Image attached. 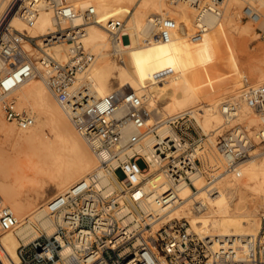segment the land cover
I'll use <instances>...</instances> for the list:
<instances>
[{
    "label": "bare ground",
    "instance_id": "1",
    "mask_svg": "<svg viewBox=\"0 0 264 264\" xmlns=\"http://www.w3.org/2000/svg\"><path fill=\"white\" fill-rule=\"evenodd\" d=\"M73 2L81 10L93 6L96 11L95 19L86 24L83 36L95 59L90 68L79 74L77 84L91 83L95 97H101L113 90L116 79H119L116 89L128 88L136 92L150 111L148 121L156 123L157 133L161 136L171 131L169 123L179 117L190 121L200 135H205L202 144L197 147L202 169V173L195 177L198 191L193 193L188 184L180 186L179 194L183 201L168 217H185L189 227L197 234L210 236L213 250L228 251L225 257L232 261L245 260L249 239L258 233L261 226L259 213L263 208L262 215L264 210V150L255 149L243 158L238 167L239 173L227 171V159L216 146V136L225 121L223 97L234 90H238L233 96L239 104V120L245 122L253 136L259 127L260 116L247 105L243 94L264 80V48L248 49V38L255 26L239 22L242 21L243 8L249 5L260 14L259 25H264V0H258L257 8L254 0H223L217 10L206 11L201 16L185 0ZM156 15H160L161 21L165 19L166 23H155ZM173 15H177L178 21H174ZM110 18H122L125 23L128 20V30L126 24L124 28L126 37L118 44L112 41L111 33L106 29ZM81 19L79 15L76 21ZM229 19H236L237 23L229 22L227 25L226 20ZM61 22L67 23L66 20ZM14 23L19 28L25 26L21 18H15ZM199 26L202 27L201 32H197ZM229 26L232 28L230 31ZM54 27L52 11L43 7L29 31L45 32ZM151 30L159 36H167L172 31L176 35L164 39L163 44L158 37H147ZM221 41L231 45V60L239 62L232 71L212 69L214 75L209 77L208 67L197 69L190 63L196 58L193 57L194 52L207 48L220 49ZM25 46L29 47L28 44ZM69 47L59 43L50 46L49 51L56 58L65 59ZM111 47L121 52L119 64L110 56ZM6 66L10 64L0 61L1 68L6 69ZM11 95L20 108L34 117V123L29 128L16 131L0 115V129L18 149L22 148L28 157L31 156L27 159L31 168L18 175L21 179L19 183H9L0 178L1 204L7 205L4 202L6 198L9 202L7 206L18 219V224L12 229L4 230L0 226V252L10 260L19 261L18 246L40 235L35 225L50 236L69 211L67 206H63L52 214L48 206L52 200L65 199L76 185L80 188L84 183L94 182L98 187L111 188L112 176L100 165L89 144L75 129L66 110L42 78L26 80ZM164 101L171 104L169 111L162 106ZM154 140V134L145 140L143 151L148 158H151ZM2 161L0 172L6 171ZM159 176L152 175L144 184L147 193H151ZM208 176L215 178L213 192L208 191L205 183ZM48 186L56 191L44 201L40 196ZM24 188L27 189L25 194ZM39 203L36 209L29 211ZM71 252L72 247L64 245L62 254L65 258H69ZM51 264L60 262L55 260Z\"/></svg>",
    "mask_w": 264,
    "mask_h": 264
},
{
    "label": "built area",
    "instance_id": "2",
    "mask_svg": "<svg viewBox=\"0 0 264 264\" xmlns=\"http://www.w3.org/2000/svg\"><path fill=\"white\" fill-rule=\"evenodd\" d=\"M4 1L0 0V5ZM185 1L201 16L217 10L223 0ZM43 7L52 11L55 27L31 33L29 28L35 25ZM79 15L82 19L76 21ZM95 15L93 6L81 10L73 0H8L0 8V61L10 64L7 69L0 67V109L4 117L19 129L34 123V117L18 106L11 93L32 77L42 78L100 165L112 176L111 188L84 183L80 188L76 185L65 199L52 200L48 205L52 214L63 206L69 209L55 233L48 236L42 232L30 242L21 243L17 248L19 261L0 252V264H51L55 260L60 264H264V210L260 229L250 237L242 261L229 260L226 250H213L210 236L197 234L185 217H168L183 201L180 186L188 184L193 193L198 191L195 177L202 169L197 147L205 135L179 117L169 123L171 131L161 136L156 123L148 121L150 111L134 90L113 89L95 97L91 83L77 84L79 74L95 59L83 41L85 26ZM159 16H155V23L162 22ZM242 17L254 23L261 18L249 5L243 8ZM15 18H21L25 26L17 27ZM125 24L122 18L107 20L106 29L115 44L126 37ZM201 31L199 26L197 32ZM258 32L264 40V26L258 27ZM59 43L70 46L65 59L49 51ZM112 54L121 59L117 49ZM243 98L260 116L256 135L251 136L245 122L239 120V104L231 95L222 102L225 121L216 136V146L227 159L226 170L237 173L240 161L255 144L264 143V80L246 91ZM151 134L155 140L148 158L143 148ZM139 160L144 167L139 166ZM117 169L122 170L123 178L117 176ZM156 174L160 176L149 194L143 186ZM214 181V176L206 178L209 192L215 191ZM1 198L0 226L12 229L18 219L10 207L1 204ZM66 244L72 247L69 258L62 254Z\"/></svg>",
    "mask_w": 264,
    "mask_h": 264
},
{
    "label": "rangeland",
    "instance_id": "3",
    "mask_svg": "<svg viewBox=\"0 0 264 264\" xmlns=\"http://www.w3.org/2000/svg\"><path fill=\"white\" fill-rule=\"evenodd\" d=\"M254 6L257 8L258 5L256 3H258V0H254ZM246 4V3H245ZM244 4V6H245ZM256 4V5H255ZM262 10H264V8H262ZM263 12V11H262ZM262 17L264 16V12L262 13ZM173 19L174 21H178L177 15H173ZM241 20L239 22V24L241 25H254L255 26V30L253 31L252 36H249L248 38V49L250 51H252V49H256L258 47L260 48H264V40L260 37V34L258 32V27L260 26H264V25H259V23H254L251 21H248L245 18H242L241 16ZM226 24L228 25L229 22L231 24L233 23H237L236 19L233 20H226ZM166 20L163 19L161 24H165ZM63 24V23H62ZM67 23H64L63 25H65ZM126 30L127 27H129L128 25V20L126 21ZM229 31L232 29L230 28V26L228 27ZM175 32L172 31L169 35L165 36H159L155 30H151L149 31L147 37H158L161 40H163V44H164V39L168 38V37H173L175 36ZM260 43V44H258ZM263 44V45H261ZM260 45V46H259ZM111 46V45H110ZM220 49H215V48H207L203 51H196L193 54V57H196L195 59L190 60V63L193 64V66L197 69H203L205 67H208L209 69V77H211L213 74V72L211 71L212 69H216L219 70L221 72V70H228V72L232 71L236 65L239 64L238 61H232L231 57H232V49H231V45L225 41H221L220 42ZM256 47V48H255ZM251 48V49H250ZM114 49V47H111V49L109 50V52H112V50ZM248 50V52H249ZM121 54V52H120ZM114 61L116 63H120V59L118 57H116L115 55L111 54L110 55ZM249 57V56H248ZM244 62V61H242ZM9 68L8 66H6V69ZM178 70V69H177ZM176 70V71H177ZM119 79H116V82L114 83V89H116L117 87V82ZM128 89V88H125ZM238 90H234V91H230L228 93H226V96H224L223 98H226L228 96H233ZM162 106L164 107V109L167 111L170 110L171 104L168 101H164L162 103ZM197 106V105H196ZM3 113V112H2ZM0 112V115L2 116V118L4 119V121L8 124V125H12L14 127V130L16 131H20V129L17 128V126L8 121L5 117L4 114H2ZM260 122V121H259ZM259 126V123H258ZM251 136H253L250 133ZM14 142H12L11 138H8L5 134L4 131H2L0 129V154H1V158L0 161H2L1 163L4 164L2 167L6 168V171L0 172V178L7 180L9 183H14L17 184L21 181L20 177L18 175H22L23 172L25 171H29L31 167H29L31 165L30 161L27 159H30L31 156L28 157V155H26V153L22 150V148L18 149V146H15L13 144ZM264 150V144L259 143V144H255V146L253 147V149L251 150V153L255 150ZM24 153V154H23ZM11 159V160H10ZM30 164V165H29ZM138 164L140 167H144V162L142 160L138 161ZM3 173V174H2ZM116 174L119 178H123L124 174L122 172L121 169H117ZM18 176V177H17ZM4 177V178H3ZM47 183L49 184L50 182L47 181ZM49 188V189H48ZM26 188L23 189V193H26ZM56 189H54L52 186H48L47 189L41 193V199L46 201L47 199L51 198L54 193H55ZM4 202L9 205V202L7 201L6 198H4ZM40 205L37 204L36 206L32 207L29 211H32L34 209H36L38 206ZM263 209V208H262ZM261 209V211H262ZM260 211V213H261ZM259 213V218H261V214ZM36 229L38 230L39 233H45L40 227L39 225H35Z\"/></svg>",
    "mask_w": 264,
    "mask_h": 264
}]
</instances>
